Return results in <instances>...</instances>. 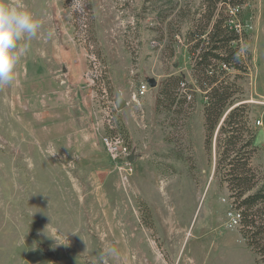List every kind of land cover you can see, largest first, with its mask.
<instances>
[{
  "label": "rangeland",
  "instance_id": "rangeland-1",
  "mask_svg": "<svg viewBox=\"0 0 264 264\" xmlns=\"http://www.w3.org/2000/svg\"><path fill=\"white\" fill-rule=\"evenodd\" d=\"M7 2L41 29L0 88V264H259L216 176L217 135L206 150L203 95H160L172 76L194 84L185 36L201 0ZM243 21L253 62L237 105L264 177V0ZM115 134L137 157L127 180L101 141Z\"/></svg>",
  "mask_w": 264,
  "mask_h": 264
},
{
  "label": "trees",
  "instance_id": "trees-1",
  "mask_svg": "<svg viewBox=\"0 0 264 264\" xmlns=\"http://www.w3.org/2000/svg\"><path fill=\"white\" fill-rule=\"evenodd\" d=\"M201 3V17L185 36L194 84L189 85L182 75L172 76L163 83L160 95L171 97L172 104L182 86L192 93L193 99L197 92L203 95L206 150L211 149L217 135L216 176L232 195L241 237L257 262L264 264V177L252 165L257 147L249 107L237 105L245 94L240 81L252 71L250 35L243 21L249 0Z\"/></svg>",
  "mask_w": 264,
  "mask_h": 264
},
{
  "label": "clouds",
  "instance_id": "clouds-1",
  "mask_svg": "<svg viewBox=\"0 0 264 264\" xmlns=\"http://www.w3.org/2000/svg\"><path fill=\"white\" fill-rule=\"evenodd\" d=\"M40 29L41 23L32 12L0 0V88L17 82L18 65L28 50V43L38 37ZM239 55L238 52L237 58Z\"/></svg>",
  "mask_w": 264,
  "mask_h": 264
},
{
  "label": "built area",
  "instance_id": "built-area-1",
  "mask_svg": "<svg viewBox=\"0 0 264 264\" xmlns=\"http://www.w3.org/2000/svg\"><path fill=\"white\" fill-rule=\"evenodd\" d=\"M149 84H143L138 91L134 93L133 100L138 101L146 96L149 92ZM257 126H261V122L257 121ZM103 147L110 158V161L115 165L118 173L124 180L130 178L134 173L135 160L131 161V157H136L132 150L129 141L122 135H104L101 138Z\"/></svg>",
  "mask_w": 264,
  "mask_h": 264
},
{
  "label": "water",
  "instance_id": "water-1",
  "mask_svg": "<svg viewBox=\"0 0 264 264\" xmlns=\"http://www.w3.org/2000/svg\"><path fill=\"white\" fill-rule=\"evenodd\" d=\"M150 87H152V88L156 87V83H154V82L151 83ZM117 105H118L119 109H122V107L126 106L125 102L120 98L117 99ZM130 160L134 161V160H136V157H131Z\"/></svg>",
  "mask_w": 264,
  "mask_h": 264
},
{
  "label": "crops",
  "instance_id": "crops-1",
  "mask_svg": "<svg viewBox=\"0 0 264 264\" xmlns=\"http://www.w3.org/2000/svg\"><path fill=\"white\" fill-rule=\"evenodd\" d=\"M67 84V83H66ZM137 158V157H136ZM135 164H136V160H135Z\"/></svg>",
  "mask_w": 264,
  "mask_h": 264
}]
</instances>
